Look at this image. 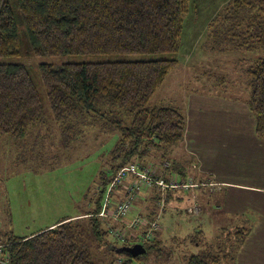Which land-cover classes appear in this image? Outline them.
<instances>
[{
  "label": "trees",
  "instance_id": "16d2710c",
  "mask_svg": "<svg viewBox=\"0 0 264 264\" xmlns=\"http://www.w3.org/2000/svg\"><path fill=\"white\" fill-rule=\"evenodd\" d=\"M190 7L191 0H0V57L144 56L40 62L37 68L45 101L28 64L0 62V147L2 143L22 141L34 127L50 131L45 115L48 111L53 120L65 124L66 130L72 128L66 125L74 120L84 122L77 129L82 131L88 122L99 118L102 128L117 131L110 171L136 157L149 160L158 152L162 161L169 159L168 152L184 139L187 117L175 106L148 103L180 63ZM204 43L211 52L264 49V0H228L209 22ZM156 54L174 56L149 57ZM246 73L248 106L255 117L256 135L264 140V56L257 58ZM169 160L172 164L167 169L179 170L175 160ZM181 172L179 176L186 179L184 169ZM108 182L105 170L95 209L87 215L64 218L53 228L29 235L0 237V242L6 244L0 257L7 255L8 264H97L89 241L102 239L108 232L106 222L97 214ZM150 198L155 202L158 194ZM159 233L144 246L159 243ZM232 234L234 242L228 251H217L224 252L223 256L212 253L207 246L191 254L186 259L188 264H221V258L235 264L248 230L238 228ZM190 236L194 244L200 245L204 233L196 228Z\"/></svg>",
  "mask_w": 264,
  "mask_h": 264
},
{
  "label": "rangeland",
  "instance_id": "374dc122",
  "mask_svg": "<svg viewBox=\"0 0 264 264\" xmlns=\"http://www.w3.org/2000/svg\"><path fill=\"white\" fill-rule=\"evenodd\" d=\"M204 0H191V11L186 18L200 17ZM228 0H206L209 5H222ZM223 4V5H224ZM202 11V12H201ZM205 43L199 49L200 56L190 63L189 68L178 66L165 78L150 99L148 106H175L182 113L186 110V98L190 90L209 92L231 97L249 98V77L247 69L253 62L264 56V49L247 51L232 50L227 52H211L203 59ZM180 53V52H179ZM208 53V52H207ZM179 55V54H178ZM171 54L150 55L152 58L170 57ZM136 54H98V55H65L56 57H38L24 54L15 57H0V62H23L31 68L32 76L40 89L44 101L46 96L41 83L37 65L43 61L56 63L125 60L142 58ZM207 60V61H205ZM205 61V62H204ZM183 62V61H180ZM48 109V108H47ZM50 131L34 127L27 137L19 142L3 144L0 148V237L7 234L24 236L51 225L70 216L87 215L93 211L101 189V177L112 162V150L119 137L117 131L102 128L99 118L88 122L89 126L82 131L77 130L84 122L74 120L72 127L66 130L63 122H56L46 111ZM48 117V118H47ZM54 121V122H53ZM72 130V131H71ZM71 131V132H70ZM1 140V139H0ZM21 143V144H20ZM182 143L174 145L166 155L174 159L180 175L184 169L186 177L191 175ZM2 152V153H1ZM169 159H163V162ZM135 161L161 164V152L149 160L136 157ZM171 162V161H170ZM183 167V168H182ZM186 168V169H185ZM181 176V175H180ZM152 188V187H150ZM150 188L142 191L141 196ZM176 190V189H175ZM176 193H167L166 207L162 216L164 238L159 243L148 246L147 251L138 257L121 251L132 240L121 242L109 231L102 239L89 241V248L97 264H188L191 254L200 253L209 246L212 253L223 256L232 246L234 233L238 228L231 225L221 226L224 221L217 217V212L206 210L201 219L188 214L184 208L179 214H169V204L174 202ZM210 197V201H213ZM178 203L184 206L183 198ZM213 204V203H212ZM202 209V208H201ZM200 214V213H199ZM75 218V217H73ZM165 221H164V220ZM202 225L204 237L201 244L193 243L191 234L197 225ZM221 226V227H219ZM225 247V248H224ZM223 248L224 252H217ZM221 264H230L225 259Z\"/></svg>",
  "mask_w": 264,
  "mask_h": 264
},
{
  "label": "crops",
  "instance_id": "0c3cea01",
  "mask_svg": "<svg viewBox=\"0 0 264 264\" xmlns=\"http://www.w3.org/2000/svg\"><path fill=\"white\" fill-rule=\"evenodd\" d=\"M223 4L209 5L204 0L199 18H185L179 55L183 62L178 66L189 68L188 65L198 59L208 24ZM206 48L200 63L210 54ZM186 105L187 127L181 145L193 168L191 175L183 180L190 179L196 185L169 191L178 195L168 205L171 211H166L164 219L169 214L180 215L184 208L187 210L196 204L202 208L199 219L205 215V208L217 212V217L224 221L223 228L231 225L248 230L234 263L264 264V140L256 135L255 117L248 106V97L242 99L190 90ZM151 163L159 165V169L164 168L163 161L161 164ZM157 193L156 187L147 190L137 202L136 211L150 212L154 208L150 197ZM215 195L216 199L212 197L213 201H210ZM183 198L186 200L184 206L178 203ZM80 215L83 213L70 217ZM57 222L44 228H53ZM196 228L203 231L201 224ZM164 234L162 228L158 239L162 240Z\"/></svg>",
  "mask_w": 264,
  "mask_h": 264
},
{
  "label": "built area",
  "instance_id": "2783aa9c",
  "mask_svg": "<svg viewBox=\"0 0 264 264\" xmlns=\"http://www.w3.org/2000/svg\"><path fill=\"white\" fill-rule=\"evenodd\" d=\"M170 164V161L166 160L163 162L164 168L159 169V165L131 161L116 171L106 170L109 182L97 214L106 222L108 231L117 240L121 242L132 240L143 245L152 242L163 228L161 220L166 207L167 193L170 190L188 189L196 185L190 179L183 180L179 175L177 177L171 172L168 173L165 169ZM150 187L157 188L158 198L154 202L152 212L147 215L140 213L139 209L136 211V204L142 198V191ZM186 211L196 216L200 213L201 206L196 204L188 207ZM5 245L0 242V254L3 253ZM8 262L7 255L0 257V263Z\"/></svg>",
  "mask_w": 264,
  "mask_h": 264
},
{
  "label": "water",
  "instance_id": "95a60500",
  "mask_svg": "<svg viewBox=\"0 0 264 264\" xmlns=\"http://www.w3.org/2000/svg\"><path fill=\"white\" fill-rule=\"evenodd\" d=\"M121 251L130 254L133 257H137L147 251V248L141 243L126 244L121 247Z\"/></svg>",
  "mask_w": 264,
  "mask_h": 264
}]
</instances>
